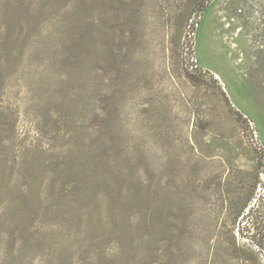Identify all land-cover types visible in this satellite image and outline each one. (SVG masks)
<instances>
[{
    "label": "rangeland",
    "instance_id": "rangeland-1",
    "mask_svg": "<svg viewBox=\"0 0 264 264\" xmlns=\"http://www.w3.org/2000/svg\"><path fill=\"white\" fill-rule=\"evenodd\" d=\"M0 264H264V0H0Z\"/></svg>",
    "mask_w": 264,
    "mask_h": 264
}]
</instances>
